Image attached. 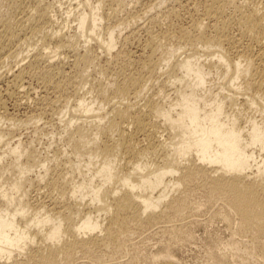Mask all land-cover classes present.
<instances>
[{
  "label": "bare ground",
  "instance_id": "obj_1",
  "mask_svg": "<svg viewBox=\"0 0 264 264\" xmlns=\"http://www.w3.org/2000/svg\"><path fill=\"white\" fill-rule=\"evenodd\" d=\"M56 1L0 7L2 120L64 122L44 156L0 126V264H185L205 212L194 264H264V0H70L71 34Z\"/></svg>",
  "mask_w": 264,
  "mask_h": 264
},
{
  "label": "rangeland",
  "instance_id": "obj_2",
  "mask_svg": "<svg viewBox=\"0 0 264 264\" xmlns=\"http://www.w3.org/2000/svg\"><path fill=\"white\" fill-rule=\"evenodd\" d=\"M58 1H60V3L58 2ZM68 0H57L56 2H55V6L57 7V9L59 8V11L57 10V20L59 21H57L60 25H62V27H63V29H64V31L66 32V33H73L74 31H75V29H73L74 27V24L76 23L75 21H73V16L72 17H69L70 19H68V25H67V23L65 22V18H67L68 16V14L65 12V11H67L68 10V8H69V4H74L75 3V1H70L69 0V2H67ZM92 1H94V0H92ZM4 2V3H3ZM7 3V0H0V7H1V10L4 12L6 9V3ZM72 2V3H71ZM74 2V3H73ZM62 3V4H61ZM133 3H135V2H133ZM133 3H131V5L129 6V8H131V6H132V4ZM59 6V7H58ZM67 6V7H66ZM66 8H67V10H66ZM128 8V9H129ZM5 9V10H4ZM63 19V20H62ZM71 19H72V21H71ZM71 21V22H70ZM185 21L186 20H183V24L185 23ZM64 22V23H63ZM73 22H75V23H73ZM140 22V24H146L147 23V21L145 20V19H142V20H140L139 21ZM67 29H66V28ZM70 29H72V30H70ZM129 29H130V27H128L123 33H122V36H120L121 38H119L120 40H122L123 39V35H124V33H127L128 31H129ZM74 30V31H73ZM68 31V32H67ZM139 34L138 35H140V36H138L139 37V39L140 40H142L143 42H144V40H145V37H144V32H143V34H142V31H140V32H138ZM142 41H140V42H142ZM92 43V42H91ZM136 45V44H135ZM135 45H132V46H129L128 48L132 51V52H134V51H137V45L135 46ZM120 45L118 44L117 46H116V48H114V50L113 51H117L118 50V48H120L119 47ZM35 50L36 49H34V52H35ZM97 50H99V49H97ZM33 50H31V53H33L32 52ZM98 52H100V50L98 51ZM103 54V53H102ZM63 56L64 55H61V58H63ZM28 60H29V58H27ZM24 60L22 63H20V66L22 65V66H26L27 65V62H28V60ZM19 67V65L18 66H16V67H13V69H12V71H16L17 69H19L18 68ZM90 70V71H89ZM88 71V74H91V75H89V79L92 77V75L96 72L95 70H91V69H89ZM12 71H10L9 73H11ZM92 72H94V73H92ZM98 72V71H97ZM94 77H96V79H98V78H100L101 80H103V81H105V78L103 77V75H101V74H94L93 75V78ZM92 78V79H93ZM162 78V77H161ZM160 78V79H161ZM95 79V80H96ZM29 81V82H28ZM26 83L27 84H29L30 85V87H32V88H34L33 89V94H32V96L30 97L31 99H29L27 102L28 103H30V105L27 103V105H29V108H25L26 106H25V104H24V99H23V101H21V106H17V108H16V106L14 105V103H15V96L14 97H8V96H6V95H4V97H3V99H4V101H5V105L7 106V111H8V113L9 114H7V116L9 117V115L11 114V116L13 115V117L15 116V118H22V117H24V116H22V115H26V112L27 111H29V112H27V114L28 113H30V112H32V111H34L33 110V108H35V101H36V99L37 98H35L36 96H40V92L42 93V89H41V87H40V85H39V83H38V81L37 80H35V78H27L26 79ZM27 84H26V86H27ZM87 86L89 87V85L88 84H86V87H85V89H87ZM3 88H5V86L3 87ZM41 89V90H40ZM84 89V90H85ZM35 90V91H34ZM36 91H37V93H36ZM35 92V93H34ZM81 92H83V91H80V93ZM33 95L35 96V97H33ZM90 94H87L86 95V97H88ZM72 97V98H71ZM33 98H35V101L33 100ZM13 99V100H12ZM74 99V96H70V100H71V102L70 103H72L71 105H73L74 104V102L72 101ZM34 102V103H33ZM22 104H24V105H22ZM24 106V107H23ZM32 106H34V107H32ZM23 107V108H22ZM31 107V108H30ZM25 109V110H24ZM27 110V111H26ZM32 110V111H31ZM13 111V112H12ZM25 112V113H24ZM2 112L0 111V115L2 116H0L1 118H0V126H4V125H8V123L10 124L11 123V121L9 122V120H5V118L3 119L4 121H5V124H4V122H3V120H2V118L3 117H5L4 116V114L2 115L1 114ZM13 113V114H12ZM24 113V114H23ZM17 115V116H16ZM10 116V117H11ZM66 117H68V116H66ZM2 120V121H1ZM57 121V122H56ZM3 122V123H2ZM39 122V123H38ZM38 122H36V123H33V122H30L29 124L28 123H26V124H19V126L18 127H14L15 125H13V124H10L11 126H13V129H12V127H11V130H12V134H9V135H7V140H9V141H17V139H20L21 141H23L22 143H27L26 145H28V147L30 146L31 147V145H34V148H35V150H37L36 152L38 153V154H40L41 156H44V155H46V152L47 151H49L50 149H52L54 146H61L62 145V143H63V141L62 140H59V136H60V134H61V132H62V128H63V124H61V123H64V122H59L57 119H51L50 120V118H43V119H41V121L39 120ZM2 123V124H1ZM17 126V125H16ZM5 127H10V126H4L3 128H5ZM14 130V131H13ZM12 135V136H11ZM6 138H4V139H6ZM57 139V140H56ZM59 140V141H58ZM61 144H60V143ZM56 143V144H55ZM58 143H59V145H58ZM30 144V145H29ZM49 145H51L52 147H50L49 148V150H48V146ZM54 145V146H53ZM23 146H24V144H23ZM32 148H33V146H32ZM33 148V149H34ZM40 149V150H39ZM45 151V152H44ZM153 167V166H152ZM42 191V190H41ZM43 192V191H42ZM37 193V192H36ZM35 191H33V194H32V192H31V195L32 196H34L35 194ZM43 193H40V196L38 195V199L39 198H41V199H43V195H42ZM43 196V197H42ZM192 198H193V196H192ZM197 199H203V198H201V197H198ZM218 207V205L217 206H215V208H217ZM199 219H201L205 224H204V227H198V228H196L195 229V232H194V241L193 242H191V243H188V244H186V245H184L183 247H179V249H176V257H175V261H177V262H180V263H185V264H194L196 261H198V260H201V259H203L204 257H205V254H206V247H205V244H206V241L209 239L208 238V235L211 233V235H212V231L214 230V229H221V230H223V228L221 227L222 226V223L221 222H219V221H217V222H209V221H207V219H208V213H203V214H200L199 215ZM158 231V229H156V230H154L153 229V231L151 232V234H152V236H150V232H147V234H149V235H147V237H150V238H147V239H149V240H146V242H148L149 244H151V246L149 245V247H147V249L149 248V249H155V248H153V247H155V246H153L154 244H156V242L158 241V242H161V243H165L164 241H169L170 242V238H173L172 236H173V234L171 235V233H170V231H169V233H168V231L166 232V231H162V232H157ZM224 231V230H223ZM225 232V231H224ZM226 233V232H225ZM225 233L224 234H220L222 237H223V235H225ZM146 235H145V237H146ZM135 236V235H134ZM134 238H136V237H134ZM163 241V242H162ZM171 241H172V239H171ZM146 245H148L147 243H146ZM152 247V248H151ZM175 253V252H174ZM86 261H87V263H86ZM88 263H90V264H93V263H91V261L89 262L88 260H86L85 258H80V257H77L76 259H75V261L73 262V264H88ZM94 263H96V262H94ZM97 264V263H96Z\"/></svg>",
  "mask_w": 264,
  "mask_h": 264
}]
</instances>
